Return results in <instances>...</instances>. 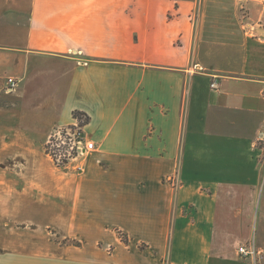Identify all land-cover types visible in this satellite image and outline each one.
Masks as SVG:
<instances>
[{"label":"crops","instance_id":"obj_1","mask_svg":"<svg viewBox=\"0 0 264 264\" xmlns=\"http://www.w3.org/2000/svg\"><path fill=\"white\" fill-rule=\"evenodd\" d=\"M0 67V264L264 246V0H0ZM74 112L95 147L60 169L44 145Z\"/></svg>","mask_w":264,"mask_h":264},{"label":"built area","instance_id":"obj_2","mask_svg":"<svg viewBox=\"0 0 264 264\" xmlns=\"http://www.w3.org/2000/svg\"><path fill=\"white\" fill-rule=\"evenodd\" d=\"M7 89L11 90L16 86L15 78H7ZM211 88L218 87V81L216 78L212 79L210 82ZM67 135L68 142H65V139L60 135L58 136V142L55 143L53 148L50 150V153L53 159L56 162H62L63 157H69L72 153L80 150L91 151L94 149V142L91 140H86L81 136V132H69L65 131ZM65 137V136H64ZM264 142V129L258 132V140L255 141L256 146ZM236 254L242 260L250 262V264H264V246H256L253 242L242 243L237 246Z\"/></svg>","mask_w":264,"mask_h":264},{"label":"rangeland","instance_id":"obj_3","mask_svg":"<svg viewBox=\"0 0 264 264\" xmlns=\"http://www.w3.org/2000/svg\"><path fill=\"white\" fill-rule=\"evenodd\" d=\"M11 71H12V69H11V67H0V76L1 77H4V76H2V75H7V74H9V73H11ZM12 78H14L13 76H11ZM6 87V88H5ZM8 87L7 86H5V85H2V88H1V90H0V92H4L7 96L14 90V88L13 89H11V90H8L7 89ZM7 100H9V99H7ZM11 100V99H10ZM74 118H75V122L76 123H74V124H71V125H68V126H65V127H62V128H57L56 130H54L53 132H52V134L49 136V138H48V141L45 143V145H44V150H45V152L47 153V154H49L51 157H52V155H51V153H50V150L53 148V146L55 145V143L56 142H58V136L60 137V135L63 137V139H65V142H68V139L66 138L67 137V135H66V133H64L65 131L67 132V131H69V132H71V133H73V132H75V131H79V132H81V136L83 137V138H85V135L83 134V132H82V127L81 126H83V124H85L86 123V121H87V117L84 115V114H82L81 112H74ZM264 128H262V130H263ZM65 136V137H64ZM86 139V138H85ZM86 140H88V139H86ZM256 140H258V133H257V135H256V138H255V140L254 141H256ZM81 151V150H80ZM80 155V156H82L83 154L82 153H80L79 151H77V152H74V155L72 156H69L68 158L67 157H63L64 159H63V161L62 162H56L54 159V163H55V165L58 167V168H60V169H64V167L66 166V164H67V162L72 158V157H74V156H76V155ZM53 158V157H52ZM58 164V165H57ZM5 167L3 166V165H0V171H3V170H1V169H4ZM58 220H56V222H55V224L57 225L58 224ZM6 231V230H5ZM48 231V234H49V236H51L52 238H54L55 239V241L57 242V241H61V242H65V241H67V239H64V238H62L61 237V235L59 234V233H63V230H60V229H55L54 230V228H52L50 231L51 232H49V229L47 230ZM70 242H74V243H80V241H79V239H75V240H69ZM101 244V243H100ZM99 244V245H100ZM106 248V252L107 253H110L111 251H112V247L111 246H107V247H105ZM212 263V262H211ZM211 263H209V264H211ZM223 264H241V262H240V260L239 259H236V257L235 256H233V255H231V256H229L228 258H227V261L226 262H223Z\"/></svg>","mask_w":264,"mask_h":264},{"label":"trees","instance_id":"obj_4","mask_svg":"<svg viewBox=\"0 0 264 264\" xmlns=\"http://www.w3.org/2000/svg\"><path fill=\"white\" fill-rule=\"evenodd\" d=\"M87 117V116H86ZM73 155H74V153H72ZM72 155V156H73ZM58 165V164H57ZM119 235H120V237H121V239L123 240V241H127V238L126 237H124V236H122V234L121 233H119Z\"/></svg>","mask_w":264,"mask_h":264}]
</instances>
